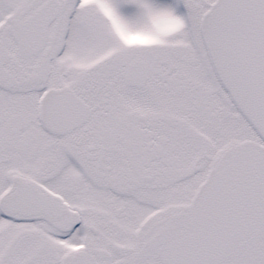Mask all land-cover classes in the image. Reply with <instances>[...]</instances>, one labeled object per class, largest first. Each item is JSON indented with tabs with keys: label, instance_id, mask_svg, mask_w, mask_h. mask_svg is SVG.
<instances>
[{
	"label": "snow or ice",
	"instance_id": "obj_1",
	"mask_svg": "<svg viewBox=\"0 0 264 264\" xmlns=\"http://www.w3.org/2000/svg\"><path fill=\"white\" fill-rule=\"evenodd\" d=\"M0 264H264V0H0Z\"/></svg>",
	"mask_w": 264,
	"mask_h": 264
}]
</instances>
